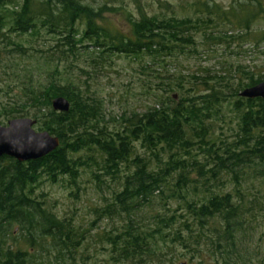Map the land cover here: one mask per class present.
<instances>
[{
    "label": "trees",
    "instance_id": "trees-1",
    "mask_svg": "<svg viewBox=\"0 0 264 264\" xmlns=\"http://www.w3.org/2000/svg\"><path fill=\"white\" fill-rule=\"evenodd\" d=\"M136 7L137 18L121 13L128 24L123 32L107 27L102 14L109 9L97 0H0L1 53L8 48L25 56L28 50L25 41L7 37V27L16 38L25 35L29 41L44 31L54 43L42 56L45 70L36 66L35 76L30 69L25 71L20 95L0 106V119L7 123L29 118L38 124L37 131L59 140L56 150L36 161L0 158V264H85L86 259H76L85 232L53 214L32 194L41 180L56 184L67 178L75 185L80 169L93 166L98 172L91 173L95 181L108 177L120 186L111 202L97 210L98 219L123 222L120 228L98 235L111 250L110 259L98 264L178 262L157 259L159 244L167 243L188 253L180 264H190L196 256L199 264L208 258L215 260L213 264L262 262L261 245L256 243L254 249L247 237L264 222V100L239 94L263 82L264 72L235 66L224 81L204 71L202 78L191 76L189 84L196 90L185 89L180 75L158 74L156 79L168 81L158 88L166 99L155 95L151 107L122 115L119 127L109 129L101 103L82 93L77 82L62 79L58 66L81 56L85 41L92 54H84L100 67L115 56L154 62L184 54L192 50L196 35L206 47L234 43L239 50L234 54L241 56L245 52L238 47L247 38H253L256 50L264 43V28L256 32L250 27L254 22L264 26L263 3L234 0L233 6L222 9L209 0H196L193 17L184 18L148 16ZM217 25L229 26L230 31L209 32ZM62 73L68 74L65 69ZM58 97L68 102V112L52 110L51 101ZM231 105L237 125L234 140L229 141L213 133L222 111ZM122 168L129 173L123 174ZM223 176L234 190L212 191L218 183L224 187ZM169 201L177 203L176 209L169 211ZM156 206L159 211L152 214V225H141L139 216Z\"/></svg>",
    "mask_w": 264,
    "mask_h": 264
},
{
    "label": "rangeland",
    "instance_id": "rangeland-1",
    "mask_svg": "<svg viewBox=\"0 0 264 264\" xmlns=\"http://www.w3.org/2000/svg\"><path fill=\"white\" fill-rule=\"evenodd\" d=\"M99 5L106 4L108 9L103 15L107 27L112 30L128 31V24L125 17L121 13H130L134 18L138 17L136 6H140L144 13L148 16H172L178 18L193 17L191 13L192 5L196 0H137L139 3L135 5L133 0H97ZM203 1V0H199ZM222 9H229L233 6L234 0H209ZM264 6V0H261ZM166 3L168 8L163 5ZM243 0H239L242 4ZM255 7V3H252ZM12 8V7H10ZM112 10V11H111ZM118 10V11H114ZM252 31H259L264 28L262 24L252 23L250 25ZM229 26L217 25L211 28L209 32L221 34L229 30ZM230 31V30H229ZM8 38L16 41H25V46L28 49L25 56H20L10 49L0 51V106L3 104L11 103L12 99L16 98L19 94V87L26 82L27 75L25 71L31 70L33 76L36 75L35 68L41 67L45 70L46 66L42 62V56L54 45L51 39L44 36V31L41 36L35 40H30L28 36L16 38L14 33H9L8 27L5 29ZM231 34L236 35V32L231 29ZM248 42L238 47L245 53L241 56L234 54L236 51V44L230 43L229 45H209L203 46L204 42L200 35L195 36L192 50L184 52V54H173V57L161 58L152 62L151 59L144 57L138 60L127 59L124 56H115L111 62L99 65H93L89 62V56L92 54V49L89 42L85 41L81 45V56L75 60L72 59L71 64L59 63V72L62 79H69L70 81L77 82L82 93L91 98L97 99L103 110L104 125L109 129L118 128V119L124 114L131 111L142 112L146 108L151 107L154 103L155 95L160 96L164 93L158 89L168 83V81H160L155 78L156 75L165 77H176L180 75L183 77V87L185 89H192L190 83L191 76L202 78L204 71H209L216 77L223 78L224 81L230 76V72L235 71V66H242L248 68L254 73L264 72V43L256 50L255 41L253 38H247ZM28 41V43L26 42ZM201 43V47H200ZM195 46H197L195 48ZM228 46V47H227ZM79 47V46H77ZM207 48V50H206ZM36 59L37 61H35ZM62 62V61H61ZM38 63V64H37ZM222 63V70L221 69ZM149 64L148 69L145 68ZM43 65V66H42ZM14 66L13 69H6V67ZM229 66V67H228ZM66 70L68 74L62 73ZM78 69H82L81 73ZM33 71V72H32ZM154 71V72H153ZM13 72V75H10ZM170 78V79H171ZM34 80V78H33ZM220 79L218 80V82ZM231 82V80H229ZM238 81V80H233ZM214 83V82H212ZM198 89H201L198 87ZM170 96V93L167 94ZM166 95L164 96V98ZM176 95H174V99ZM166 99V98H165ZM225 107L222 115L217 119L214 124V136L228 137L229 141L234 140L233 136L236 133V118L235 112L232 110V105L228 109ZM1 126H5L6 122L0 119ZM38 124L33 126L36 132ZM201 159V156L199 157ZM6 165V164H5ZM123 174H128L127 169H121ZM98 173L96 168H82L79 172V177L76 184L73 185L70 181L61 179L56 184H51L47 180H41L40 183L33 189V197L36 200L44 201L46 208L58 217L69 219L80 230L85 232L84 241L78 247L76 259H86L85 264H98L106 259H110V247L99 240V236L103 231H109L113 228H120L123 224L121 220L113 218L112 220L98 219L97 210L104 208L111 201V195L120 190L118 183L104 177L103 181L98 183L94 180L91 173ZM191 176L194 177L193 174ZM222 181H227L221 186L215 185L212 191H233L234 186L229 182L230 179L225 180L221 177ZM201 189L196 192L200 194ZM190 193V192H189ZM221 193V192H219ZM191 194V193H190ZM195 195V196H196ZM191 196H193L191 194ZM193 196V198H195ZM201 199V196H196V199ZM177 203L169 201V208L176 209ZM159 206L149 209L146 213L139 216L141 225H152V214L158 212ZM248 243L255 249L256 243L261 245L260 256L264 264V222L257 226L252 235L247 237ZM203 246V245H202ZM201 246V247H202ZM159 253L156 254L157 259H180L178 262L172 261L170 264H180L187 261L188 253L179 245L159 244ZM205 252V248L201 249ZM252 253V252H251ZM164 256V257H163ZM152 259H155L153 257ZM202 260V261H201ZM201 264L216 263L214 259H201ZM260 260V259H259ZM199 264V259L196 256L192 263ZM244 264H259L256 259H244Z\"/></svg>",
    "mask_w": 264,
    "mask_h": 264
},
{
    "label": "water",
    "instance_id": "water-1",
    "mask_svg": "<svg viewBox=\"0 0 264 264\" xmlns=\"http://www.w3.org/2000/svg\"><path fill=\"white\" fill-rule=\"evenodd\" d=\"M246 99L259 98L264 100V81L239 94ZM51 108L58 113L69 110L68 102L61 97L51 101ZM35 122L29 118L9 120L0 126V158L8 157L18 163L39 160L59 146V140L47 132L33 130Z\"/></svg>",
    "mask_w": 264,
    "mask_h": 264
}]
</instances>
